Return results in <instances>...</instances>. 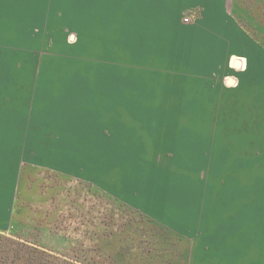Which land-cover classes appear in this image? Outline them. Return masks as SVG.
Here are the masks:
<instances>
[{
	"label": "rangeland",
	"instance_id": "374dc122",
	"mask_svg": "<svg viewBox=\"0 0 264 264\" xmlns=\"http://www.w3.org/2000/svg\"><path fill=\"white\" fill-rule=\"evenodd\" d=\"M32 1L38 9L19 0L0 4V149L12 158L9 166L22 164L27 175L36 164L96 182L158 224L181 231L186 242L201 239L191 264H264V75L256 71L264 70V58L252 57L258 49H228L215 31L213 45H225V57L206 60L191 57L187 36L174 50L166 36V57L137 58L150 63L141 72L134 59L112 48L106 32L124 24L122 10L112 18L101 7L91 9L89 0ZM205 12L188 9L181 20L192 31ZM163 15L169 19L172 11ZM103 40L106 52L99 50ZM193 46L202 55L212 42ZM230 95L256 101V123H230L222 100ZM101 98L108 100L102 109ZM105 112L114 117L110 129L102 122ZM129 123L142 125L151 144ZM61 206L35 204L22 231H1L0 264H81L73 251L81 248L79 215ZM36 248L45 255L30 263Z\"/></svg>",
	"mask_w": 264,
	"mask_h": 264
},
{
	"label": "crops",
	"instance_id": "0c3cea01",
	"mask_svg": "<svg viewBox=\"0 0 264 264\" xmlns=\"http://www.w3.org/2000/svg\"><path fill=\"white\" fill-rule=\"evenodd\" d=\"M89 4L91 9H93L94 5L91 3ZM30 8L38 9L37 3L35 5V3L32 1ZM101 8L106 11V16H110L112 18H114V15L117 14L119 10L123 11L121 13V20L125 21L124 24H119L117 27L118 29L116 28L117 30H114V32L111 29H107L106 32L113 38L111 41L112 48L114 49L115 44L117 52L122 54L124 52V55L134 59L133 63L140 65L142 68L141 72H147V69L150 67V63H145L143 60H138L137 58L151 57L159 59L160 57H166V36L171 38V43H173L171 48L173 50L174 47L172 46L175 44H181L183 40L182 37L187 36L186 42H190L192 45L191 57L195 56L199 58L203 56L206 60H209L210 58H212L211 60H215V58L219 56V59H223L225 57V53L224 51L222 52V49L226 46L224 45L219 49H216L213 45L214 42L218 41L217 38L220 36L222 37L223 41L228 43V49L229 47L239 51H241V48L245 47H247L248 51H255L258 49V53H253L252 57H255V60L259 61L264 58V53H261L264 51V0H155V2H153V0H140L139 4H131L123 8ZM188 9H202L206 11L202 18V24L200 26L197 25L194 27L192 31L190 30V27L184 25L181 20L183 11ZM164 10L172 11V15L169 19L164 17ZM124 25L126 27V34L123 33L122 29ZM17 27L16 36L18 37L21 25L17 23ZM215 31H219L217 38L214 33ZM234 31L240 35L235 36ZM200 32L201 34H199ZM119 33L122 35V37H120L121 40L118 39ZM200 41L208 44L212 42V46H209V49H206V51H200L202 55L199 53L197 47L193 46V43H199ZM104 44H107L105 40H103L100 44L99 50L102 52H106V47H104ZM176 46L178 47V45ZM176 51L179 53L178 49H176ZM239 58L244 57L239 56ZM248 60L247 64L249 63ZM220 64L222 63H219L218 65ZM248 68H250L249 65ZM246 69L247 66L244 70ZM257 69L256 71L258 73L264 75L263 67L262 69ZM175 83L171 84L173 88H177ZM160 85L161 83L158 84L159 88L161 87ZM2 87L3 85L0 83V89ZM164 87L165 89L163 88V90H166V85H164ZM157 90L160 93V89L157 88ZM223 90L224 93L230 92V90L226 88H223ZM1 95L2 93L0 91V96ZM160 96H162V92L160 93ZM225 96L222 98V100H224L225 105L230 107L229 114L230 116H233L230 118V123L234 124L238 120L245 124L257 122V119L254 116H257V103L255 100H252L251 97H231L230 95L228 98ZM154 98L156 99V97ZM147 103L149 105L159 104L152 102L151 100L147 101ZM4 105V100L0 97V113ZM11 160L12 158H8L7 153L2 152L0 149V232L3 231L16 234V232L22 231V227L24 226V223L16 219L15 215L16 201L24 175L22 174V164L16 166L14 163L12 166H9ZM31 168L32 170H30L29 175L33 181H31L32 183L38 182L41 175L43 176L44 172H47L56 178L67 180L70 183L90 184L96 190L97 188L103 190L97 186L98 184L96 182H93L89 179L82 180L74 178L72 175H70V173L67 174V171L60 172L53 170L52 167H42L36 164H32ZM150 190L151 189H147V192L144 193V195H149ZM37 192L38 191L34 193L36 195V200H39V193ZM121 201L124 203L127 202V200L122 198ZM126 204L130 206V204ZM144 214L150 216L153 219L152 214H149L148 212ZM172 228L174 229V227ZM175 230L177 233H182L176 228ZM189 243V261L191 264L192 259L197 253V249L201 244V239L198 241L196 240V243L195 241H192V243L189 241Z\"/></svg>",
	"mask_w": 264,
	"mask_h": 264
},
{
	"label": "trees",
	"instance_id": "16d2710c",
	"mask_svg": "<svg viewBox=\"0 0 264 264\" xmlns=\"http://www.w3.org/2000/svg\"><path fill=\"white\" fill-rule=\"evenodd\" d=\"M31 181L29 174L24 175L16 201V219L25 225L28 211L35 204L59 202L62 204L60 208L66 205L72 209L79 215L78 223L83 227L81 232L75 231L81 245V248L73 250L79 251L76 262L97 264L96 260L100 258L102 264L189 263L190 243L180 234L103 190H96L85 183L72 187V183L64 180L70 185L66 189L64 185L51 184L44 176L36 183ZM45 185H48L47 189ZM36 191L40 195L39 200L32 199ZM32 250L35 254L31 255L30 263L38 254L45 255V251Z\"/></svg>",
	"mask_w": 264,
	"mask_h": 264
},
{
	"label": "snow or ice",
	"instance_id": "6c2138e0",
	"mask_svg": "<svg viewBox=\"0 0 264 264\" xmlns=\"http://www.w3.org/2000/svg\"><path fill=\"white\" fill-rule=\"evenodd\" d=\"M32 0H19V3L27 5L31 3ZM155 2V0H153ZM3 3V0H0V4ZM89 3L93 4L97 7H119V6H125V5H131V4H139L140 0H89ZM119 15V13H117ZM59 93V90H58ZM98 103L101 105V109L103 108V105L108 103V100L106 98H101L98 100ZM93 111H97L95 107L92 109ZM114 117L112 114H109L108 112L103 113V123L108 125V128H111V124L109 123L110 120H112ZM129 128H134L137 132V134L141 137V139H145L146 142L150 145L151 141L147 139V134L144 131L142 125L136 124L133 125L129 123ZM103 135L105 137H109V131L108 129H105L103 131ZM90 139H95L94 134H90ZM98 150L102 154V156H105L108 154L107 146L100 144Z\"/></svg>",
	"mask_w": 264,
	"mask_h": 264
},
{
	"label": "water",
	"instance_id": "95a60500",
	"mask_svg": "<svg viewBox=\"0 0 264 264\" xmlns=\"http://www.w3.org/2000/svg\"><path fill=\"white\" fill-rule=\"evenodd\" d=\"M233 82H234V80H230V81H229V83H233Z\"/></svg>",
	"mask_w": 264,
	"mask_h": 264
}]
</instances>
